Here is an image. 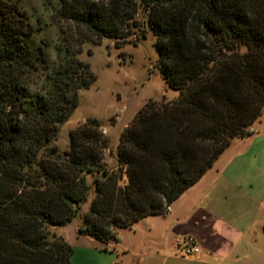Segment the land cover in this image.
Here are the masks:
<instances>
[{
	"label": "trees",
	"instance_id": "1",
	"mask_svg": "<svg viewBox=\"0 0 264 264\" xmlns=\"http://www.w3.org/2000/svg\"><path fill=\"white\" fill-rule=\"evenodd\" d=\"M59 41L39 37L20 0H0V264H71L56 228L81 213L79 233L116 242L162 214L264 111V0H58ZM156 35L174 99L146 101L124 128L117 166L90 118L54 143L96 76L76 58L87 42ZM128 182L121 185L123 174ZM104 249H107L104 247Z\"/></svg>",
	"mask_w": 264,
	"mask_h": 264
},
{
	"label": "crops",
	"instance_id": "2",
	"mask_svg": "<svg viewBox=\"0 0 264 264\" xmlns=\"http://www.w3.org/2000/svg\"><path fill=\"white\" fill-rule=\"evenodd\" d=\"M250 131L166 212L121 229L116 242L77 235L71 264H264V111ZM188 235L200 256L178 249Z\"/></svg>",
	"mask_w": 264,
	"mask_h": 264
},
{
	"label": "rangeland",
	"instance_id": "3",
	"mask_svg": "<svg viewBox=\"0 0 264 264\" xmlns=\"http://www.w3.org/2000/svg\"><path fill=\"white\" fill-rule=\"evenodd\" d=\"M31 20L41 27L39 37L51 42L50 56L55 58L54 45L59 41L58 28L50 21L53 6L58 0H20ZM76 58L90 66L96 78L88 88L78 91V105L60 126L54 141L61 151L69 146V133L78 124L90 118L97 119L108 138L104 160L110 167L117 166V145L124 128L133 120L140 107L150 99H174L178 91L171 88L160 66L156 35L148 29L145 36L132 38L118 47L113 38L100 44L87 42ZM263 114V113H262ZM128 182L123 174L121 185ZM93 194L83 203L81 213L56 228L69 243L76 240L82 223L81 214L88 210Z\"/></svg>",
	"mask_w": 264,
	"mask_h": 264
},
{
	"label": "built area",
	"instance_id": "4",
	"mask_svg": "<svg viewBox=\"0 0 264 264\" xmlns=\"http://www.w3.org/2000/svg\"><path fill=\"white\" fill-rule=\"evenodd\" d=\"M177 245L178 249L187 255H194L198 257L202 254V247L193 235L177 238Z\"/></svg>",
	"mask_w": 264,
	"mask_h": 264
}]
</instances>
